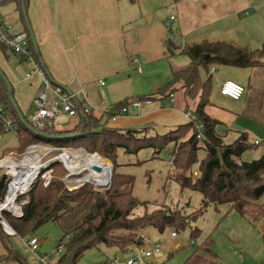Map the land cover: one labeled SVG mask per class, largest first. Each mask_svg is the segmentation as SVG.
Masks as SVG:
<instances>
[{
	"label": "trees",
	"instance_id": "1",
	"mask_svg": "<svg viewBox=\"0 0 264 264\" xmlns=\"http://www.w3.org/2000/svg\"><path fill=\"white\" fill-rule=\"evenodd\" d=\"M27 1L24 0L26 11ZM5 2H15L21 10V0H4L3 3ZM22 21L25 26L23 15ZM0 48L3 51L8 50L1 44ZM182 53L188 56L189 63L185 67L172 68V78L163 87L154 93L132 99L125 98L113 104L105 122L88 115L87 120L80 119L71 130L42 131L43 134L54 137L41 136L19 122V149L36 141L60 147L81 146L89 153L97 152L102 159L106 158L114 165L108 189L98 191L91 184L83 182V185L68 190L61 181L54 179L47 187L37 184L33 186L27 193L28 200L23 205L21 217L15 218L4 213L8 219L6 221L15 230V235L21 237L33 234L49 221L55 222L61 228L63 234L56 248L61 246L62 251L50 264H78L83 253L98 244L129 254L133 246L144 244L143 239L136 233L145 227H151L159 233L171 228L175 234L188 229L189 237L196 238L200 230L193 228L190 223L210 207L218 209V206L225 205L228 211L234 210L252 220L264 218V153L252 160H242V155L256 145L249 140L246 133H239L234 139L224 141V135L218 131L221 123L205 111L210 102L211 74L204 81H201L199 74L200 67L208 71L211 67L222 65L256 66L264 56V42L259 48L251 50L224 41L203 40L184 46ZM178 88L184 89L191 99L198 95L196 106L191 111L195 116L194 120H188L164 133L152 135L148 134L147 127L118 129L106 126L107 121L130 101L169 98ZM0 101L8 104L15 112L1 75ZM22 115L24 116L23 113ZM76 132L79 134L71 136ZM168 145H171V168L166 178L173 179L181 188L196 190L201 195L197 208L188 214L180 207L169 206L149 211L146 208L147 202L132 194L134 177L116 171L118 150L131 154L144 148H152L153 153L158 154ZM199 150L205 152L201 160H198ZM105 164L111 170V164L106 161ZM196 164L197 169L193 170ZM4 189V179L0 177V200ZM141 206L144 211L135 213V209ZM114 229H122L128 233L116 236L112 233ZM10 236L3 230L0 231V240L5 248V253L0 254V260L5 261L4 264L9 261L17 264H44L37 260L29 262L14 250L9 243ZM109 260L107 257L100 264ZM182 264L221 263L211 249L210 240L204 238ZM260 264H264V260Z\"/></svg>",
	"mask_w": 264,
	"mask_h": 264
},
{
	"label": "crops",
	"instance_id": "2",
	"mask_svg": "<svg viewBox=\"0 0 264 264\" xmlns=\"http://www.w3.org/2000/svg\"><path fill=\"white\" fill-rule=\"evenodd\" d=\"M5 3H14L17 8L15 2ZM131 4L132 0L27 1L29 21L50 78L71 91L76 92L81 88L78 99H85L90 106L91 116L102 122L108 118V111L111 113L114 103L104 101L99 104L102 108L95 106L98 104H93L95 102L91 100L90 85L101 79L120 77L128 71L130 63H137L135 57L141 53L136 35L126 33V26L136 13L129 8ZM159 5L160 10L174 11L175 15L169 16L174 21V34L171 36L165 29L169 26L168 20L163 22L157 18L153 25H148L153 29L149 33L156 50L153 58H164L168 51L173 56L183 54L182 48L190 45L183 37L193 31L196 32L194 41H224L251 50L259 48L264 42V0H166L159 2ZM21 24L22 28L11 30H25L22 18ZM12 54L15 56L14 67L22 70L28 88V97L23 102L25 105L19 107L24 114L31 109L40 81L36 75L26 77L28 66L18 55ZM138 66L134 68L140 73L141 66ZM210 69L199 68L201 81L211 74L212 88L206 113L221 123L218 131L224 135V139H234L239 133H246L251 142L258 140L260 144L264 138V56L260 64L252 67L222 65L214 67L213 72ZM5 71L12 78L8 65ZM227 79L244 86L239 99L234 100L220 93V85ZM165 99L156 98L140 107L130 105L126 112L110 118L106 126L118 129L147 127L149 134L161 126L168 128L180 121L185 123L189 120L185 112L195 108L198 95L191 99L181 88L173 93L172 101L170 97L168 102L163 101ZM76 118L72 128L80 120ZM263 153L264 150L260 155Z\"/></svg>",
	"mask_w": 264,
	"mask_h": 264
},
{
	"label": "rangeland",
	"instance_id": "3",
	"mask_svg": "<svg viewBox=\"0 0 264 264\" xmlns=\"http://www.w3.org/2000/svg\"><path fill=\"white\" fill-rule=\"evenodd\" d=\"M164 1L166 0H132V6L130 5L129 8L135 10L136 13L131 23L126 26V33L129 35H136V43L141 53L135 57L137 63H134V65L130 63L128 71L121 74L120 77L116 79H101L103 84L97 81L90 85L89 95L91 100L95 103L92 101L90 102L98 104L95 105L98 106V108L103 107L99 104H102L104 101L113 102L115 104L123 101L125 98L132 99L141 95L154 93L172 78L171 68L185 67L189 63L188 57L185 54H176L173 56L170 55V51H168L164 58H153L155 56L154 54H156V50L149 34L153 29L148 25H153L157 21V18L161 21L163 20V22L164 20H168L169 26L165 27V29L168 30L169 34L171 33V36L174 34V21L170 20L169 16L171 14L175 15V13L172 10H160L161 6L159 2ZM156 10L160 11L156 13ZM138 11H140V14H138ZM153 12L156 14H153ZM0 13L9 21L12 29L14 28L16 30L18 27H23L21 24L22 12L19 8L17 9L15 7L14 3L0 4ZM195 34L196 32L193 31L186 35V37H183L185 42H187V44L200 42L194 41L193 36ZM14 62L15 56L10 51H3L0 48V68L6 73V77L12 84L14 99L17 105L23 108L25 105L23 102L28 97V88L23 79L22 70L16 69L14 67ZM6 65L10 68L12 78L9 77L7 71H5ZM135 65L141 66L140 73L134 68ZM179 89L181 88L177 90ZM163 101L168 102L169 98ZM25 114L27 113L25 112L24 115ZM76 121V117L72 118L69 123L59 128L64 130L72 128ZM182 122L183 121H180L176 124ZM175 125L168 128L161 126V128L153 129L149 134L164 133ZM230 140H232L230 137L224 139L225 142ZM261 140L260 144L254 146V149L248 150L242 155V160H252L259 157L260 153L264 150V138ZM25 146L19 149V142L16 134L13 132H5L0 139V157L9 151L18 152L16 155L19 157L25 149ZM52 146L56 147V149L42 157V162L50 160L49 165L53 168L50 181L54 179L59 180L62 182L64 188L68 190L74 189L67 184L65 177L68 175V171L64 163L56 159V156L60 155L62 149H67L69 153L73 152V161H77V159L82 158L80 157L82 153L79 150H82L81 148L83 147ZM82 151L86 150L84 149ZM170 151L171 145L166 146L158 154H154L152 148H144L137 153L131 154L124 153L120 149L116 156V171L130 174L134 177L132 194L139 200L146 201V208L149 211L158 207L169 206L171 208L180 207L183 209L182 211L184 213L188 214L197 208L201 200V195L196 190L181 188L173 179L166 178L167 172L171 168L169 164ZM204 155V150H199L198 160H201ZM104 161L109 162L114 171L113 163L106 158H104ZM196 169L197 164L193 167V170ZM110 173L111 170L109 171V178ZM85 178L86 174H82L81 180ZM87 183L91 184L92 187L98 191H103L110 187L104 186L98 188L90 182ZM36 184L43 188L48 186H44L42 183ZM24 197L28 200L27 194L24 195ZM143 211L144 207L141 206L137 207L134 212L140 214ZM3 216L5 217L4 214ZM6 220L8 221L7 218ZM190 225L200 230L198 237L190 238L188 229L177 232L175 236L171 235V228H166L162 233L157 232L151 227L138 230L136 235L143 239L145 247H151L155 243L161 244L159 253L153 254L148 258H142L139 264H182L185 258L197 248L198 244L204 238L210 240L211 249L216 254L221 264H260L261 261L264 260V218L252 220L247 216L240 215L234 210L228 211L225 205H220L218 209L213 207L208 208L202 215L192 221ZM1 230H3V228L0 225V231ZM112 233L118 236L126 235L128 232L122 229H114ZM62 234L61 228L55 222L49 221L41 225L33 234L25 236L24 238L36 236L39 239L38 251L47 255L52 254L53 257L50 258V260L52 259L51 261L53 262L58 256L56 255V246ZM9 243L14 250L25 257L29 262L36 261L35 255L24 243L21 236L11 235L9 237ZM4 253L5 248L0 240V254ZM115 255L121 256L124 259L129 256H135L131 251L129 254L121 253L115 248L98 244L96 247L87 249L78 261V264H100L105 261L107 257L111 259ZM4 263L5 261L0 260V264ZM7 264L17 263L9 261Z\"/></svg>",
	"mask_w": 264,
	"mask_h": 264
},
{
	"label": "built area",
	"instance_id": "4",
	"mask_svg": "<svg viewBox=\"0 0 264 264\" xmlns=\"http://www.w3.org/2000/svg\"><path fill=\"white\" fill-rule=\"evenodd\" d=\"M3 1L4 0H0V4H2ZM0 44L12 53L18 55L26 63L28 66L25 73L26 77L29 78L36 75L40 81V86L31 102V109L24 115V118L31 129L40 132L57 130L60 126L69 123L72 118L79 117V110L74 102V98L79 101L82 113L87 116L91 115V109L86 100L78 99V94L82 93V89L79 88L78 91H72L69 93L62 86L54 84L37 59L27 31L13 32L10 24H8L1 13ZM137 68L138 71H140V67L138 66ZM213 71L214 67H211L210 72ZM99 82L103 84L102 80ZM219 91L222 95L237 100L243 95L244 86L237 81L227 79L221 83ZM172 95H170L171 101ZM150 102L151 99H134L130 101L127 106H124L117 111L111 119L126 112L127 107L130 105L140 107L143 104ZM185 115L189 120L195 119V116L190 111L185 112ZM19 122L20 120L16 112H13L8 104L0 101V139L5 132H13L18 137ZM199 136L200 135H198V137ZM253 143L258 144L259 141L255 140ZM37 144L49 146L52 150L56 149V147H53L50 144L36 141L28 144L19 157L16 155L18 152L14 151H9L0 157V177L4 179L5 183L4 194L0 200V225L3 228V231L8 235H15V230L8 224L3 214L6 212L12 217H21L23 214V205L27 203L24 195H26L36 183H42L44 186L48 185L52 177L53 168L49 165L50 160L42 162V157L52 150H43L34 163L27 166L21 165L22 160L32 154L31 149ZM63 150L64 149H62V151ZM68 176L69 172L65 178ZM25 178L26 181H28L27 186L21 189L20 184ZM83 184L84 183H80L72 187L76 188ZM9 194H13L14 204H12L11 208L3 206V203ZM6 225L10 230L6 229ZM171 235L175 236L176 234L172 232ZM22 239L30 251L33 252L37 261L44 264H50L52 260H50V258H52L53 255H47L38 251L39 239L36 236H30L28 238L22 237ZM160 247L161 244L159 243H155L151 247H145L144 244H139L132 247L131 252H133L135 256H129L124 259L121 256L115 255L103 264H139L142 258H148L153 254L159 253ZM61 250L62 247L59 246L56 255H59Z\"/></svg>",
	"mask_w": 264,
	"mask_h": 264
},
{
	"label": "bare ground",
	"instance_id": "5",
	"mask_svg": "<svg viewBox=\"0 0 264 264\" xmlns=\"http://www.w3.org/2000/svg\"><path fill=\"white\" fill-rule=\"evenodd\" d=\"M43 150H52V148L43 144L33 146L31 149L32 154L24 158L21 165L27 166L34 163ZM79 151L82 153V156H80L82 158L77 159V161H73V152L69 153L67 149L61 151L60 155L56 157V159L62 161L68 169L69 176L66 178L67 184L69 186H75L83 182H90L95 184L98 188L107 186L109 182L110 169L106 166L104 159L93 153H88L82 150ZM82 174H86V178L81 180ZM27 183L28 181H26L25 178L20 184V188H25ZM12 204H14L13 194H9L3 203V206L11 208ZM6 229L10 230L7 225Z\"/></svg>",
	"mask_w": 264,
	"mask_h": 264
},
{
	"label": "water",
	"instance_id": "6",
	"mask_svg": "<svg viewBox=\"0 0 264 264\" xmlns=\"http://www.w3.org/2000/svg\"><path fill=\"white\" fill-rule=\"evenodd\" d=\"M21 12H22L23 18H24V20H25V27H26L27 33H28V35H29V38H30V41H31V45H32L33 50H34V53H35L37 59L39 60L40 64L42 65V67H43L44 70L46 71L48 77L50 78V76H49L47 70L45 69V67H44V65H43L42 58H41V56H40V54H39L38 44H37V41H36V38H35V35H34V32H33V29H32V27H31V24H30V21H29V17H28L27 11H26V9H25V7H24V0H21ZM0 75L2 76L4 82H5L6 86H7V92H8V99H9V102H10L11 106L13 107V109L15 110V112H16V114H17L19 120H20V122H21L24 126L30 128V126H29L28 123L26 122L24 116L22 115V113H21L20 109L18 108V105H17V103H16V101H15V99H14V94H13V88H12V85H11L10 81L8 80V78L6 77V75L4 74V72H3V70H2L1 68H0ZM50 80L52 81L51 78H50ZM52 82H53V81H52ZM53 83H54V82H53ZM54 84H56V83H54ZM62 87H63L67 92H69V93L72 92V91L69 90L68 88H66V87H64V86H62ZM74 102H75V104H76V106H77V109L79 110V117H80V119H82V121H83V120H87V115H85L84 113H82V110H81V108H80V103H79V101H78L76 98H74ZM30 129H31V128H30ZM32 130H33V129H32ZM34 131H35V133H37V134H39V135H41V136H45V137H54L53 135H45V134H43V133L40 132V131H36V130H34ZM76 134H79V132L73 133V134H71V136L76 135ZM81 149L84 150L83 148H81ZM93 154H96L97 156H99L97 153H93ZM112 172H113V169H112V166H111V173H110V178H109V182H108L107 187L110 186V182H111V178H112Z\"/></svg>",
	"mask_w": 264,
	"mask_h": 264
}]
</instances>
